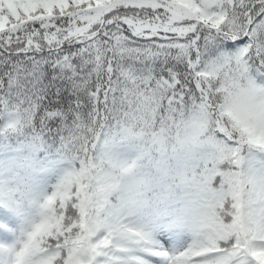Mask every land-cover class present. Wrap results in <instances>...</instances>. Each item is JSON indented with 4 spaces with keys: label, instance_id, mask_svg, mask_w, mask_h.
<instances>
[{
    "label": "snow or ice",
    "instance_id": "obj_1",
    "mask_svg": "<svg viewBox=\"0 0 264 264\" xmlns=\"http://www.w3.org/2000/svg\"><path fill=\"white\" fill-rule=\"evenodd\" d=\"M0 264H264V0H0Z\"/></svg>",
    "mask_w": 264,
    "mask_h": 264
}]
</instances>
